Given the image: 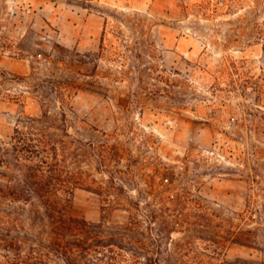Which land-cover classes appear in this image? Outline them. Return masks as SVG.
Wrapping results in <instances>:
<instances>
[{
	"label": "rangeland",
	"instance_id": "rangeland-1",
	"mask_svg": "<svg viewBox=\"0 0 264 264\" xmlns=\"http://www.w3.org/2000/svg\"><path fill=\"white\" fill-rule=\"evenodd\" d=\"M46 111L70 134L80 161L71 166L86 179L72 215L112 229L128 223L137 189L167 188L174 201L188 197L190 222L203 223L206 211L214 225L264 226V0H0V143L20 119ZM78 141L128 154L97 170ZM126 157L137 161V188L118 179ZM157 222L143 219L152 261L137 264L263 260L225 232L179 224L160 237Z\"/></svg>",
	"mask_w": 264,
	"mask_h": 264
},
{
	"label": "trees",
	"instance_id": "trees-1",
	"mask_svg": "<svg viewBox=\"0 0 264 264\" xmlns=\"http://www.w3.org/2000/svg\"><path fill=\"white\" fill-rule=\"evenodd\" d=\"M61 95L65 100L66 93ZM65 116V111L61 109L60 117L64 121ZM57 118L50 111L43 112L39 117H24L18 121L10 141L0 143V177L3 178L0 181V207L4 205L10 208V211L0 208V224H6L0 229V250L4 252L3 256L9 258L10 264L151 262L152 258L148 256L151 252L150 245L144 241L143 219L158 221L156 229L160 237L170 235L179 224H195L194 228L200 226L208 231L225 232L228 235L226 240L231 243L260 252L263 256L261 264H264V226L261 223L259 226H248L246 223V226L240 227L234 226L233 222L229 226L225 223L224 226L221 222L214 225L213 217L216 215L206 211L203 212V216L207 217L203 223L198 224L200 218L196 220L197 223L190 222L191 219L183 218L185 206L189 207L185 203H188V197L174 201L171 196L164 195L167 188H152L149 192L137 189L139 199L130 201L134 213L128 223L119 224L112 229H107L103 221L93 222L72 215L71 196L75 188L84 186L86 179L83 171L71 166L80 161L67 148V139L71 136L66 129L59 127L60 119ZM75 140L72 138L69 142L75 145ZM59 146L64 147L62 153L59 152ZM77 146L92 149V156L99 165L97 170L104 166L107 159L121 163L128 154L116 146L100 150L93 144L86 145L82 141H78ZM126 158L129 163L127 171H120L124 179H118L135 184L137 188L138 182L143 179H137L130 169L131 166L137 167V161L131 157ZM109 177L115 185L116 177L111 173ZM87 187L93 189L92 186ZM116 189L118 197L121 191H126L124 184L117 185ZM94 190L97 193L103 191L102 188ZM108 192L113 194V189H108ZM146 196H150L151 201L141 205L140 199ZM201 208L200 205L197 206L200 212ZM11 211L16 214L14 221L7 215ZM241 216L240 221H243L245 216ZM9 222H13L10 224L16 228L14 234L11 233ZM218 243L219 247L222 246ZM161 246L162 241H157L154 247L159 251Z\"/></svg>",
	"mask_w": 264,
	"mask_h": 264
}]
</instances>
